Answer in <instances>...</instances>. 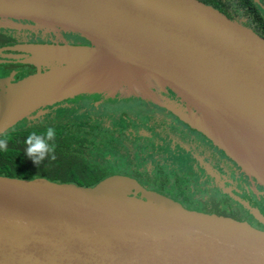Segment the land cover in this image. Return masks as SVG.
Returning a JSON list of instances; mask_svg holds the SVG:
<instances>
[{"label":"water","instance_id":"95a60500","mask_svg":"<svg viewBox=\"0 0 264 264\" xmlns=\"http://www.w3.org/2000/svg\"><path fill=\"white\" fill-rule=\"evenodd\" d=\"M0 22L59 28L89 41L0 48V56L43 67L0 82V135L42 107L83 92L151 99L129 86L138 83L132 75L140 67L178 95L180 87L193 106L181 94L185 106L164 95L169 101L161 105L264 187V160L242 132L264 139V37L251 27L200 0H0ZM103 58L100 79L109 85L86 76ZM111 63H122L131 77L119 81L122 73ZM204 115L220 119L221 134ZM227 133L234 139L226 141ZM133 190L148 191L124 174L94 186L0 174V264H264L263 228Z\"/></svg>","mask_w":264,"mask_h":264},{"label":"trees","instance_id":"16d2710c","mask_svg":"<svg viewBox=\"0 0 264 264\" xmlns=\"http://www.w3.org/2000/svg\"><path fill=\"white\" fill-rule=\"evenodd\" d=\"M200 1L217 7L227 17L237 19L264 37V0ZM9 38L8 35H1L0 33V44L9 43ZM101 95V100H83L80 105V108L83 109L81 114L75 113L74 106H64L65 103L46 105L44 106L46 110L56 108V119H49L37 124L32 123L23 127L16 126V128H10L1 134L0 139L7 141V148L0 151V174L27 179L41 177L55 182L94 186L108 175L123 173L135 177L138 181L140 180L144 184L141 183L143 186L152 185L156 188L166 189L172 186L173 183L164 165H158L155 179L146 176L147 168L141 170V167L146 165L148 160H145L142 146L133 143L134 134L126 130L125 123L121 124L123 125L122 130H116L113 129L115 126L109 127L108 124L100 123L103 119L102 101L110 102L112 98L118 105H121L122 103L135 102L136 100L138 102L145 99L135 95L120 96L118 94L116 97H108L104 93ZM70 99L76 100L77 98ZM150 101L155 104L152 99ZM160 107L178 117L167 106L160 105ZM114 125L116 124L114 123ZM48 127H53L56 133L53 140L49 141L50 144L54 145L53 151L38 165H35L24 154V140L30 133L42 134ZM226 154L238 166L242 167L232 156ZM244 170L248 172L246 169ZM175 173L178 176L177 172ZM178 187H182V185L178 184ZM185 188L189 190L187 183L184 185ZM188 196V203H193L190 193ZM222 203H224L223 199L218 198V202H215L214 207L210 210L226 216L232 215V208L228 207L230 211L227 212ZM193 204L198 209L205 210L208 206L211 208L209 204L199 203V199H196Z\"/></svg>","mask_w":264,"mask_h":264},{"label":"flooded vegetation","instance_id":"af4514ba","mask_svg":"<svg viewBox=\"0 0 264 264\" xmlns=\"http://www.w3.org/2000/svg\"><path fill=\"white\" fill-rule=\"evenodd\" d=\"M24 22H30V24H33L31 21H25ZM43 29L46 32H49L48 35L51 36V33L57 36H62L65 32L63 29L56 28L57 31L53 30H46L45 28L41 27H30V28H20V27H10V26H0V33L1 35H8L9 31H16L18 29L25 30V31H30L32 29ZM4 29H7V31H4ZM59 34H57V33ZM7 33V34H6ZM9 36V35H8ZM80 38L77 40L78 42H74L72 39H68V41H62V43H69V44H89V41L82 37L81 35ZM10 42L4 44H0V46H4L3 51L7 49L12 44L17 43H22V42H35L37 40L35 39H29L26 35V39H22L21 42H18L17 40L20 39H11L12 36H9ZM61 40V39H60ZM0 66L4 67L2 71L0 70V77H6L10 75H14L18 77L16 80L33 73L34 71L37 70H43V67H34L29 64H22L18 63L15 61L13 58L8 59L6 57L0 56ZM8 67H10L9 71L3 75L4 71H7ZM71 100V99H70ZM70 100H64V102H59L57 105H60L61 103H65L64 106H68ZM85 100V99H83ZM67 101V102H65ZM107 105H111L110 102L106 103ZM128 104L126 109L128 108H134V107H139L141 109H144L147 112L148 117L142 121V124L145 127H149L150 123H153L152 130H154L153 133H157L161 131V128H163V125L168 126L169 130L168 132L163 135V140L159 142H153L152 140V131L149 132L146 129L142 130V125H140V121H137L135 125L140 128H135L134 124L128 119L125 120V126L126 130L132 132L134 134V137H139L140 139L143 140V142L137 144L141 145L140 147L143 149L144 152L146 147L149 146L150 144H153V146H159L161 148H168L172 154H176V158L178 160L186 161L189 156H193V158H197L195 156L193 149L195 148L196 150L203 149L205 152L203 154V159L197 158L194 160L193 166L198 169L200 172L201 176H204L206 179H208L207 186L210 188L211 191H208L205 196H200L196 194L194 191H192V187L190 184L187 182L186 179H181L178 182H173V185L170 186L169 188H156L152 185H146L147 187H154L157 191H160L162 193L166 194H172L174 196H177L178 199H180L185 207L188 208H196V206L193 204L196 199H199V203L201 204H209L211 205V208L208 206L207 209H198L202 211H207V212H213L210 209H212L213 204L215 202H218V198H222L224 203L223 206L226 208L227 212L228 210L230 211L229 208H232V217L242 219V220H247L249 223H251L254 226H257L259 228L264 229V222H258L254 223L251 222L250 219H248V216L251 215V217H254L255 215H252V212L249 207V203L251 206L254 205V207H258L264 215V187L262 184L258 182V180L250 175L248 172H246L242 167L238 166L237 163L233 160H231L228 155L220 148L218 145H215V143L208 137H206L202 132L191 128L188 124L184 123L181 119L176 117L173 113H170L166 111V109H162L161 107H158L154 103L147 101V100H137L135 102H127ZM153 104V105H151ZM105 103L102 105V109H104ZM52 109V108H48ZM46 110V109H45ZM103 115V114H102ZM178 123V126H176L175 130L170 126L171 123L174 122ZM160 121H163L160 122ZM201 143V144H199ZM209 146L211 147V150H215L216 156L213 158V156L210 154L209 151L204 149V146ZM218 161V163H217ZM158 167V166H157ZM209 170H208V169ZM202 169V170H201ZM142 170V168H141ZM209 171L212 172V175L215 173L216 177H212L209 173ZM175 172L178 171L175 170ZM174 172V176L176 180L179 179V174L176 176V173ZM147 177L151 178L149 175V172H146ZM157 173V170H156ZM114 174H123V173H114ZM127 175V174H124ZM130 176V175H129ZM156 176V175H155ZM155 176L151 179H155ZM133 177V176H132ZM140 181V180H139ZM140 183H142L140 181ZM185 183L188 184L189 190L187 188L184 189ZM143 184V183H142ZM178 184L182 185V187H178ZM144 185V184H143ZM232 188L234 191H238L239 195L241 198H233L231 194L228 193V189ZM244 191V193L241 192ZM188 193L192 196L193 203H188L187 201L189 199ZM248 193V194H247ZM218 197V198H217ZM239 199V200H238ZM244 200H247L248 204L246 208L244 207L245 205L243 202ZM243 201V202H242ZM229 207V208H228ZM259 210V211H260ZM246 215L244 216V214ZM249 213V214H248Z\"/></svg>","mask_w":264,"mask_h":264},{"label":"rangeland","instance_id":"374dc122","mask_svg":"<svg viewBox=\"0 0 264 264\" xmlns=\"http://www.w3.org/2000/svg\"><path fill=\"white\" fill-rule=\"evenodd\" d=\"M0 26H5V25L0 22ZM4 31H7V29H4ZM48 33L49 32H46L45 30L38 28V29H32L30 31H25V30H21V29H18V30L14 31V32L13 31H9L8 35L12 36L11 39H20V40H17L18 42H21L22 39L24 40L27 37L29 39L37 40L35 42H46V43H62V41H68V39H72V40H74V42H78L77 40L80 38V36H77V35H80V34L75 33V32H70V31L69 32H65L62 36H57V35H54L53 33H51V36H49ZM26 35H27V37H26ZM0 48H5V47L4 46H0ZM117 65L118 66H116V69L120 73H122V76L120 77L119 81L126 80L125 79L126 77H131L130 72H128V71L126 72V69L123 67L122 63H117ZM3 69H5V68L0 66V70L2 71ZM9 69H10V67H8L7 71H4L3 75L6 74L9 71ZM134 70L137 73L133 74L132 76L136 79V81L138 83H135L134 84L135 86L134 85H130L128 83L130 88L132 90H135L134 92L141 93V94H143L145 96H149V97L152 96L154 98H159V95L157 94V91H156L155 88H158V89H164L165 88L164 91L162 93H160V94L166 96L170 101L179 102L180 98L177 96L175 91L170 89L167 86V84H165V81H163L161 78H159L158 75H154V74H152L149 71H145L144 69H141L140 67L138 69H134ZM34 72H36V71H34ZM17 78L18 77L14 76V75L13 76L12 75H10V76L8 75L6 77H0V82H2V83L4 81L14 82V81H16ZM150 78H152L153 80H151ZM150 81H151V83H150ZM123 82H125V83H124V85L122 87V90L124 92L127 91V90H131V89H129V87L127 85V82L126 81H123ZM103 83H106V79H104ZM109 84L110 83H108V85ZM124 87H125V89H123ZM109 88H111V86ZM150 89L153 90L154 94H152V95L145 94V92H149ZM101 93L102 92H99V91L83 92V93H81L79 95H76V97H73L74 99H76V98L77 99L76 100H70L68 106H74L75 107V113L81 114L83 112V109L80 108V105L82 104L83 99L80 100L78 97H82V98H84L86 100L87 99L101 100V98H102ZM125 93H127V92H125ZM68 99H70V98H68ZM68 99H65V100H68ZM145 100L150 101V99H145ZM164 100H165L164 98L156 99L155 100V105L160 107V105L162 103L165 104L164 102H166V101H164ZM187 100L188 101H186V102L188 103V105L193 106L192 99L190 100L187 97ZM62 101L64 102V100H62ZM65 102H67V101H65ZM102 102L103 103H101V104L103 105L105 103V106H104V109H103V112H102L103 119H101L100 123H102V124L104 123V125L108 124L109 127L115 126L113 129L122 130L123 125H121V124L125 123L124 119L130 120L132 122V124H134L135 128H140L141 129V127H137V125H135L137 121H140V125H142V130L146 129L149 132L152 131V140H153V142H159V143L163 140V135H165L168 132V130H169L168 126L163 125V128H161L160 132L153 133L154 132V130H152L153 123H150L149 127H145L142 124V121L148 117V115H147L148 111H146L144 109H141L139 107L126 109L127 108L126 106L128 104L122 103L121 105H118L115 102V99H112V98L110 99L111 105H107L106 104L108 101L107 102L106 101H102ZM57 103H59V102H57ZM95 103L98 104L97 102H95ZM151 105H153V104H151ZM162 109H164V108H162ZM55 110H56V108L45 110V108L42 107V110L40 112H35L31 116H29V117H27V118H25L23 120H20L12 128H16V126L17 127H23V126L30 125L32 123H36L37 124L39 122H46L49 119H56L55 117L57 116V114H55V112H56ZM166 111H168V110H166ZM204 116H205L206 121L211 125V127L213 129H215V132L218 133V134H221L222 133V129L224 130V128H223L222 125H218V124H221L220 121H219L220 119H218L216 116H215L216 118H213L210 115H204ZM160 122L163 123V121H160ZM114 123L116 125H114ZM170 126L175 130L176 126H178V123L176 122V120H174V122L171 123ZM232 139H234V137L227 133V137H225V140L226 141H231ZM141 142H143V140L140 139L139 137H135L133 139V143L134 144H139ZM199 144H201V143H199ZM233 146L239 152L242 151V148H241V146L238 143L234 142ZM195 148L193 149L195 156H197V158H199V159H203L202 156H203L205 151L203 149H199V148H198V150H196L197 148L196 149ZM210 148L211 147H209V146H206V145L204 146V149L209 151L210 154L213 156V158H215L216 152H215V150H211ZM145 151H146V152H144L145 157H146L145 160H148V163L146 165H143L141 168H143V169L147 168L151 178H153L156 175L157 166L159 164H162V165L165 166V169L167 170V174L170 177L171 181L178 182L181 179H186L187 182L192 187L191 188L192 191H194L196 194H198L200 196H205V194L208 191H211L210 188L207 186L208 179H206L204 176H201L200 172L198 171V169L196 170V168H194V166H193L194 160H196L197 158H193V156H189V158L186 161L178 160L176 158L177 155L176 154H172V152L168 148H161L159 146H155L154 147L153 144H150L149 146H147ZM217 163H218V161H217ZM175 170L178 171V174H179V179L178 180H176V178L174 176ZM209 173H210V175L212 177H216L215 173L213 175H212L211 171H209ZM144 187L148 191L142 192L140 190H137V191L133 190L132 192H134L135 194H137L139 196H143V197H146L147 194H149V192H154V193H157V194H159L161 196H164L166 198H170V199H172V200H174V201H176V202H178V203H180L181 205L184 206L183 202L180 199H178L177 196H174L172 194L162 193L160 191H157L152 186H150V187L144 186ZM241 192L245 194L244 191L241 190ZM228 193L231 194V196L233 198H235V199L241 198V196L239 195V192L238 191L235 192L234 189H232V188L228 189ZM263 196H264V192H263ZM244 201L245 202H243V201L242 202L245 205L244 207L246 208L248 202H247V200H244ZM248 205L250 207L252 215H255L254 217H251V215H249L248 219H250L251 222H254V223H258V222L263 223L264 222V215H263V213H261L262 211L260 209H258V207H256V206L254 207V205L251 206L250 203ZM245 215H246V213L244 214V216Z\"/></svg>","mask_w":264,"mask_h":264},{"label":"clouds","instance_id":"9594fccd","mask_svg":"<svg viewBox=\"0 0 264 264\" xmlns=\"http://www.w3.org/2000/svg\"><path fill=\"white\" fill-rule=\"evenodd\" d=\"M55 129L48 127L42 134L36 132L30 133L24 140L25 148L24 154L32 160L35 165H38L41 161L49 156L53 151L52 141L55 136ZM7 148V141L0 139V151H4Z\"/></svg>","mask_w":264,"mask_h":264},{"label":"bare ground","instance_id":"6f19581e","mask_svg":"<svg viewBox=\"0 0 264 264\" xmlns=\"http://www.w3.org/2000/svg\"><path fill=\"white\" fill-rule=\"evenodd\" d=\"M100 43V42H99ZM99 46L101 47V49H103V51L105 52V51H107V49L108 50H110L105 44H99ZM147 59V58H146ZM105 59L103 58V59H101L95 66H94V69H92L91 70V72L90 73H88V74H86V76L89 78V80L90 81H92V82H101V84H103V82H104V79H100L101 78V74H102V71H103V68H104V66H101V65H98V64H100V63H103V62H105L104 61ZM147 60H150V59H147ZM147 60H144V61H146L147 63H149ZM155 62V61H154ZM116 65L115 64H113V63H111L110 64V67H112V68H114ZM151 66H154L153 64L151 65ZM129 70V69H128ZM190 73V72H189ZM181 74L183 75V72H181ZM151 80H153L152 78H150ZM180 79H184V77H182V76H180ZM112 81L111 80H108V79H106V83H111ZM150 83H151V81H150ZM116 87H120L119 85H116ZM109 89H112V87L111 88H109ZM156 89V91H157V94L159 95V98H156V99H162L163 98V95H161L160 93H162V91L161 90H159V89H157V88H155ZM152 89H150L149 90V92H145V94H150V95H152V94H154V92H153V90L151 91ZM176 90L177 91H179V93L182 95V96H184V97H188L187 95H186V93H184L183 92V90L180 88V87H178V88H176ZM176 93V92H175ZM177 94V93H176ZM178 95L177 94V96L180 98L179 99V102L181 103V105L182 106H185L186 105V102H185V100H182V96L181 95ZM149 97V96H148ZM152 97V96H151ZM157 97V96H156ZM152 98H154V97H152ZM191 100V99H190ZM167 101H169V100H167ZM166 101V102H167ZM205 113V112H204ZM236 113V112H235ZM238 116H240L238 113H236ZM226 132V131H225ZM242 132L243 133H246L247 135H248V138L252 141L251 143L253 144V146L254 147H256L259 151H260V153H261V156H262V158H263V160H264V139H262V138H260L259 136H257V135H255V134H252L249 130H247V129H242Z\"/></svg>","mask_w":264,"mask_h":264}]
</instances>
